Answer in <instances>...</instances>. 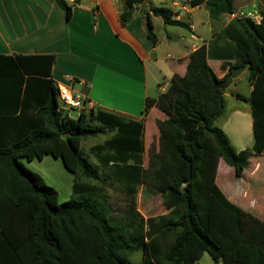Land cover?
<instances>
[{"label":"trees","instance_id":"obj_1","mask_svg":"<svg viewBox=\"0 0 264 264\" xmlns=\"http://www.w3.org/2000/svg\"><path fill=\"white\" fill-rule=\"evenodd\" d=\"M145 1L126 0L120 17L127 23L141 8L154 43L153 15L165 25L190 28L171 8L143 6ZM56 2L70 19L73 6ZM191 4H204L215 19L234 12L233 0ZM237 23L234 63L225 61L223 76L203 45L191 54L186 73L175 74L160 94L167 116L157 120L159 144L150 148L148 168L143 122L94 109L71 117L58 98L53 55H0V264H199L204 253L221 264H264V220L231 201L217 183L221 159L241 178L251 157L264 155V11L261 24L250 18ZM239 67L249 72L254 134L253 147L240 150L216 125L225 112V82ZM153 104L148 101L146 110ZM109 131L111 137L92 146L97 164L82 144ZM46 155L60 158L74 174L67 201L22 161ZM101 164L108 167L104 177ZM108 180L130 198L120 216L109 202ZM143 183L161 192L167 212L145 217L138 210ZM173 211L176 216L168 215ZM138 251L143 260L136 263L131 256Z\"/></svg>","mask_w":264,"mask_h":264},{"label":"crops","instance_id":"obj_2","mask_svg":"<svg viewBox=\"0 0 264 264\" xmlns=\"http://www.w3.org/2000/svg\"><path fill=\"white\" fill-rule=\"evenodd\" d=\"M67 1L73 6L70 19L56 0H0V55H53L51 71L57 86L72 87L85 96L89 108L95 111L113 113L125 121L143 122L145 149L149 136L156 140L160 136L157 120L167 116L159 105V96L168 89L175 74L186 73L191 54L207 46L209 64L223 76L227 71L225 61L228 60L229 66L234 63L230 59L231 49L236 45L232 36L236 27L241 28L237 20L243 19L239 12L258 10L261 24L264 11V0H233L234 12L215 19L204 4L192 6V0H146L145 6H167L177 19L190 25V28L165 25L161 16L153 15L158 37L154 43L148 37L141 8L135 7L129 21L122 22L120 15L126 0ZM176 27L184 28L185 32ZM243 72H247L249 79L248 70L244 68ZM229 85L225 86L224 99ZM249 90L251 93V84ZM237 94L234 97L248 105L234 108L229 120L245 122V133L254 145L249 98L242 95L244 98L240 99ZM148 101L154 104L147 111ZM75 111L74 118L80 113ZM69 115L73 117L70 111ZM237 131H241L240 126ZM225 163L223 159L219 162L218 184L220 168ZM262 168L264 155H253L243 177H236L238 180L227 187V196L264 220ZM243 179H248L246 184L241 183ZM139 252L143 253L135 254Z\"/></svg>","mask_w":264,"mask_h":264},{"label":"rangeland","instance_id":"obj_3","mask_svg":"<svg viewBox=\"0 0 264 264\" xmlns=\"http://www.w3.org/2000/svg\"><path fill=\"white\" fill-rule=\"evenodd\" d=\"M170 28V27H169ZM175 28V27H173ZM179 28V27H176ZM181 31L185 32L184 28H179ZM250 83L247 76V72H243L240 74L239 78L229 85L227 88L228 95L225 97V112L222 116H220L216 125L223 128L231 143L236 149L252 148V140L250 142L249 137L245 133V122H240V124L236 123L232 118L229 120V116L231 115L234 108L238 107H246L247 103L238 100L234 97V94H241L246 98H249L250 95ZM70 114L75 117L77 112L75 110H70ZM238 126L241 127V131H237ZM113 134V131H109L107 134L89 138L85 140L82 144L83 149L90 155V158L93 162L99 164V159L96 155L91 151L92 146L97 143H102L106 138L110 137ZM241 140H238V137ZM253 139V138H252ZM148 142L145 152L143 154L145 167L148 168V160H149V151L153 146H158L159 138L152 139L151 136L148 138ZM250 144H249V143ZM23 163L31 170L39 172L43 175L46 181L54 186L59 192V200L61 202L67 201L72 197L73 192V182H74V174L68 171L63 161L60 158H55L52 155H46L43 159H35L29 161L27 159H22ZM264 170V168H262ZM261 169V170H262ZM108 171V167L101 164L100 173L104 177L106 172ZM264 173V172H263ZM262 173V177L264 174ZM220 181L219 186L222 190L227 194V187L232 183L236 182V176L234 174V169L227 163L222 164L220 168ZM257 177V176H256ZM255 177V178H256ZM248 179L241 180L242 184H246ZM244 182V183H243ZM107 193L109 196V202L111 203L115 216H120L125 213L129 204L130 198L124 192L122 186L115 182L114 180L107 181ZM136 204L138 210L142 212V214L146 217L149 216H158L165 212H167L166 203L164 201V196L161 192L155 188H152L147 183H143L140 186L139 193L136 196ZM172 217L177 215L176 211L168 214ZM143 253L139 252L131 257L132 261L138 263L142 262ZM199 264H217L208 253H204V255L199 260Z\"/></svg>","mask_w":264,"mask_h":264},{"label":"built area","instance_id":"obj_4","mask_svg":"<svg viewBox=\"0 0 264 264\" xmlns=\"http://www.w3.org/2000/svg\"><path fill=\"white\" fill-rule=\"evenodd\" d=\"M239 16L245 18H250L254 20L257 24H260L262 20V15L258 10L249 11V12H239ZM58 91V98L61 104V107L64 110H77L81 111H90L92 108H89V101L85 96L76 93L72 87L66 85H60Z\"/></svg>","mask_w":264,"mask_h":264},{"label":"water","instance_id":"obj_5","mask_svg":"<svg viewBox=\"0 0 264 264\" xmlns=\"http://www.w3.org/2000/svg\"><path fill=\"white\" fill-rule=\"evenodd\" d=\"M145 5H146V2L143 3V6ZM243 70H244V67H239L233 70L232 73L228 76L225 82V86H228L233 81L234 78H236L239 74H241ZM64 137H66L65 134H64Z\"/></svg>","mask_w":264,"mask_h":264}]
</instances>
